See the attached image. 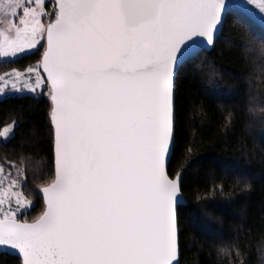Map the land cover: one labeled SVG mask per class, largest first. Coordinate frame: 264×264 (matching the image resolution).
Returning a JSON list of instances; mask_svg holds the SVG:
<instances>
[{"label": "water", "instance_id": "water-1", "mask_svg": "<svg viewBox=\"0 0 264 264\" xmlns=\"http://www.w3.org/2000/svg\"><path fill=\"white\" fill-rule=\"evenodd\" d=\"M41 73L55 179L34 222L0 220L22 264H180L182 174L168 167L180 68L214 48L226 17L264 31V0H55Z\"/></svg>", "mask_w": 264, "mask_h": 264}, {"label": "trees", "instance_id": "trees-1", "mask_svg": "<svg viewBox=\"0 0 264 264\" xmlns=\"http://www.w3.org/2000/svg\"><path fill=\"white\" fill-rule=\"evenodd\" d=\"M49 10V5H47ZM43 46L14 60L0 75L41 63ZM48 86V85H47ZM52 104L40 95L0 100V161L19 167L33 200L30 223L45 210L39 190L55 179ZM175 138L168 167L182 174L187 205L178 208L180 264H264V31L229 13L214 48L187 61L175 86ZM0 264H22L0 255Z\"/></svg>", "mask_w": 264, "mask_h": 264}, {"label": "rangeland", "instance_id": "rangeland-1", "mask_svg": "<svg viewBox=\"0 0 264 264\" xmlns=\"http://www.w3.org/2000/svg\"><path fill=\"white\" fill-rule=\"evenodd\" d=\"M57 16L55 0H0V59L14 60L42 46L44 54L46 30ZM46 87L50 98L40 63L25 71H8L0 75V100L15 95H40ZM13 127L0 131V142L13 137ZM23 184L22 170L15 166L9 170L0 161V220L21 221V215L32 208L33 200L26 195Z\"/></svg>", "mask_w": 264, "mask_h": 264}]
</instances>
